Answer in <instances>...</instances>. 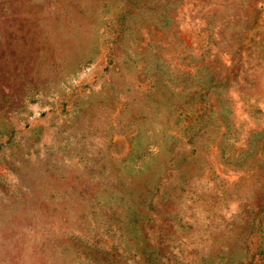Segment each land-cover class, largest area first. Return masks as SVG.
Returning a JSON list of instances; mask_svg holds the SVG:
<instances>
[{
	"label": "rangeland",
	"instance_id": "rangeland-1",
	"mask_svg": "<svg viewBox=\"0 0 264 264\" xmlns=\"http://www.w3.org/2000/svg\"><path fill=\"white\" fill-rule=\"evenodd\" d=\"M0 264H264V0H0Z\"/></svg>",
	"mask_w": 264,
	"mask_h": 264
}]
</instances>
